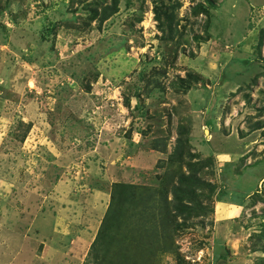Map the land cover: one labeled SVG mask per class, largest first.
Returning <instances> with one entry per match:
<instances>
[{
  "label": "rangeland",
  "instance_id": "obj_1",
  "mask_svg": "<svg viewBox=\"0 0 264 264\" xmlns=\"http://www.w3.org/2000/svg\"><path fill=\"white\" fill-rule=\"evenodd\" d=\"M110 3L0 0V264H103L120 182L177 220L130 211L108 264H264V0Z\"/></svg>",
  "mask_w": 264,
  "mask_h": 264
},
{
  "label": "trees",
  "instance_id": "obj_2",
  "mask_svg": "<svg viewBox=\"0 0 264 264\" xmlns=\"http://www.w3.org/2000/svg\"><path fill=\"white\" fill-rule=\"evenodd\" d=\"M120 1L121 0H112V3L108 4L107 6L104 7L103 11H102V15L100 18L101 22H105L107 21L110 17H112L113 15H115L116 13H118L120 11ZM162 5L159 6V4L157 3V7L155 9L156 11V17L158 18L159 21H161V28L165 29V22L163 21L162 17H161V9L162 7H164V5L166 6V0H162ZM97 8H93L92 9V14H91V19H97V17L100 15V11ZM170 17V24L168 27H172L174 25V21H175V15L174 12L169 16ZM172 32H174V29L172 28ZM181 149V147H178L177 151H179ZM176 151V152H177ZM198 170H195L194 173L191 176V178H188L186 180H192V181H199V178L197 177V173L196 172ZM189 176V177H190ZM122 178V177H121ZM167 182L168 179L167 178ZM170 180V179H169ZM118 185L116 186V192L113 195V200L109 206V209L107 211V214L102 222V225L100 227L99 233L97 238L95 239L94 243H93V248L96 251V253L98 252V254H102L104 257V262L103 264H108V253L110 252L111 249V245L114 243L115 239L119 240V234L120 232H117L118 229L122 230V219H125L124 217H127L130 211L132 210H138L136 212V215H141L143 217V221L145 220L146 217H148L147 210H152L154 208L153 203H151L150 201L145 202V200L142 198V196L139 194V192H137V190L133 187L132 184H126L124 182H120L117 183ZM178 195V191L176 192ZM179 197V196H178ZM183 200H180V210H178V215L180 217H184V221H187L189 218H191L193 216V213L188 212L187 209L189 208L186 204V202H184L185 198H180ZM116 202V203H115ZM159 212H156L155 209L152 210L150 212V216H149V221L152 220H157L158 218H163V220H161L162 222L160 223V225L163 228V230H156L152 233V235H155L157 237V240L160 242L162 237L165 238L164 235V231H168L167 228L171 225H174V223H176V218H173L171 220V218L173 217L172 214H170V211H162L161 209H159ZM144 211V212H143ZM147 212V213H146ZM128 214V215H127ZM132 214V213H130ZM147 214V215H146ZM177 215V217H179ZM128 219V218H127ZM143 221H140L139 225L144 224ZM144 231L141 230V234L143 235ZM170 234H172V232H169ZM122 239H120L119 241H121ZM167 240V239H166ZM142 242V241H141ZM134 243V242H133ZM140 244V242H139ZM142 244V243H141ZM132 245V244H130ZM129 247V246H128ZM126 247H119L117 248L118 250H116L117 252V258L115 259V262H118L119 259V255H120V263L121 261L124 263H127L132 257V252H135L134 249L131 250L133 246L128 248ZM144 247V246H142ZM141 247L140 250V254L137 253L136 255H134L133 260L131 262V264H138L139 260L142 257L148 256V255H154L157 256L159 255V253L161 254L163 251V248H154L152 250H148V251H144ZM127 248V249H126ZM149 252V254H148ZM136 253V252H135ZM111 255V254H110ZM128 259V261H127ZM97 260L99 261V259L97 258ZM118 260V261H117ZM102 264V263H101Z\"/></svg>",
  "mask_w": 264,
  "mask_h": 264
}]
</instances>
